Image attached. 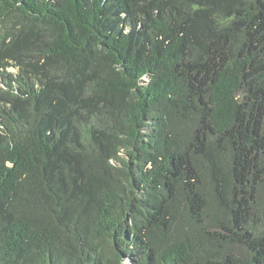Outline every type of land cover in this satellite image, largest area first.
<instances>
[{
  "label": "trees",
  "instance_id": "trees-1",
  "mask_svg": "<svg viewBox=\"0 0 264 264\" xmlns=\"http://www.w3.org/2000/svg\"><path fill=\"white\" fill-rule=\"evenodd\" d=\"M0 264H264V0H0Z\"/></svg>",
  "mask_w": 264,
  "mask_h": 264
}]
</instances>
